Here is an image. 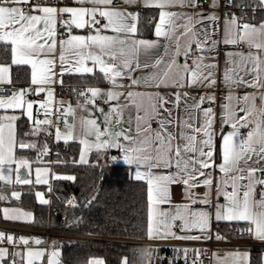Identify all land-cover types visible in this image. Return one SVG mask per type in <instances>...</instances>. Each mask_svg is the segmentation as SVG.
<instances>
[{
  "label": "snow or ice",
  "instance_id": "snow-or-ice-1",
  "mask_svg": "<svg viewBox=\"0 0 264 264\" xmlns=\"http://www.w3.org/2000/svg\"><path fill=\"white\" fill-rule=\"evenodd\" d=\"M80 7L42 6L39 3H32V0H0V44L5 47L10 46L11 64L16 66L27 65L31 68V85L34 89H21L11 96H0V110L4 114L0 115V182L4 184H30L31 165L26 158L16 157L15 150L37 149L36 143L18 142L16 139L17 115H9L8 110H21L32 121V135H39L41 131H47L45 126H55L53 119V89L50 87L56 83V53L59 49L58 60L61 66L60 75L68 74H92L94 69H98L104 78L113 86V89L124 87L118 83V78L127 77L132 85L138 81L132 78V72L136 69H153L151 75L145 78V82L155 83L157 86L163 84L167 86L171 74L175 70L174 86L183 87L181 83L185 78L189 86L204 84L212 86L216 84L215 74L212 69L215 64H204L205 57L198 56L194 61V67H190L187 59L183 65H178L176 57L181 54L188 57L193 52L192 45L195 44L196 51L204 52L209 44V35L204 33L203 38L200 33L194 30L195 24L200 19L194 15L179 14L168 9L174 6L195 7L196 0H143L146 7H156L160 9L159 21L155 25V36L157 40L137 39L138 14L127 12L112 7L113 0H76ZM128 3H135L136 0H126ZM90 4L91 7L84 5ZM261 8H264V0H258ZM19 5H28L33 13L26 14L24 8ZM65 14L68 19H61ZM102 18L106 23L101 24ZM215 20V15L208 17ZM178 20H184L178 24ZM67 30L66 39H57V24ZM99 26V27H97ZM85 29L90 31L87 35H75L72 29ZM110 30L113 34H104ZM191 33L189 41L183 45L180 43L182 36ZM159 38L169 41V46H165L164 56H160L156 50L159 47ZM217 42L211 41L214 46ZM223 43L226 45H238L245 43L249 51L229 52L226 55L230 58L226 62L223 73L224 82L230 88L232 85H247L253 88H264V23L259 26L250 23H241L233 15L225 24V36ZM174 45V50L171 46ZM253 49L255 51H253ZM212 49L209 48V51ZM91 61V66H89ZM10 67L0 65V83L10 84ZM251 76V79H246ZM32 91L36 95L46 93L47 99L40 102L28 101L27 94ZM91 96L85 92L79 93L84 96L86 103L94 104L101 90L91 88L87 90ZM105 103L117 101L118 103L109 109L105 114V127L103 129L97 124L95 119H79V128L83 138H79V143L83 146L79 155V163L87 164L89 153H97L110 148L120 149L124 155L123 160L128 165H135V179L143 181L147 185V236L149 239L156 237L175 236L171 231L176 220H181L182 231L198 229L205 233L210 226V214L206 210H189L187 206L181 210L177 206V213L170 215L169 212L161 210L160 206L170 203L169 187L173 183H182L188 190L191 203L209 204L211 186L213 180L211 173L206 172L215 165L214 130L215 113L211 107L201 109L205 97H201L198 102H194L185 109L187 118L180 121V131L173 133L168 131V125L174 123L172 119L160 118V130L152 132L149 120L159 117V111L167 101L159 94L147 95L148 107L143 108L138 103L145 94L128 91L126 94L118 90H109L104 94ZM127 96L137 111L144 110L143 117L136 118V135L132 136L124 131L113 133L110 129L112 118L120 123L123 111L129 105L120 103L121 97ZM184 96L187 93L183 94ZM181 94H176V103L179 104ZM209 101H214V96H208ZM229 103L223 105L224 113L221 125L227 124L231 130L222 132V163L217 165L223 178L217 184V196L222 195L225 203L216 205L215 220L226 222L244 221L249 224L246 231L256 239L264 241V191L260 193V199H256V186L264 185V179H257L258 171L264 173V169L255 167L264 161V93H260L262 107L257 109L255 100L256 94L242 97L240 111L243 116H237L235 108L232 106V96L226 98ZM34 103H38L37 112L43 110L44 119L33 118ZM77 107H84L78 103ZM63 108V112H60ZM103 111V109H100ZM171 117V112L164 109ZM202 112V120L199 126L196 124V116L193 112ZM59 115L57 120L63 118L66 132H61L56 127L55 139L57 142L63 140L67 143L77 139L73 136L75 124H69L68 118L75 121V109L69 104L64 107V102L56 109ZM254 125L251 131L242 135L241 128ZM94 136V140L87 137ZM107 137V139H104ZM121 138L124 142L121 143ZM154 147L153 145L157 144ZM41 156L48 154L47 145L42 150H38ZM12 165H15L13 169ZM176 168V172L162 174L154 171L160 168ZM25 170L22 172L21 170ZM47 167H37L35 169V183L47 184ZM13 173L15 180L13 181ZM204 177L203 180L200 178ZM55 179L74 180L73 176L55 175ZM205 186L209 189L204 194V198L197 200L192 189ZM231 188V191L228 189ZM12 197L19 199L20 192L13 191ZM40 204L47 205L49 200L44 199L41 193H36ZM0 199H5L0 195ZM93 200L95 197L92 198ZM92 201H88L90 204ZM68 205L76 206L73 199L67 201ZM4 219L24 220L31 223L33 214L21 209H3ZM177 239L199 240L201 236H177ZM217 240L222 239L216 236ZM7 240L8 244H22L25 246L24 252L9 253L7 248L0 247V264L11 255V264H17L16 257H20L23 264H38L45 256L43 248L27 247L30 239L19 237L17 240L13 235H5L0 232V243ZM32 243L42 245L44 241L39 238H32ZM48 253V264H60V251L55 249ZM187 249L184 250L187 255ZM197 253L199 250H196ZM150 256L151 253H148ZM89 264H104L101 259H90ZM127 264V259L123 261ZM221 264H250L249 253L233 252L229 253Z\"/></svg>",
  "mask_w": 264,
  "mask_h": 264
},
{
  "label": "crops",
  "instance_id": "crops-1",
  "mask_svg": "<svg viewBox=\"0 0 264 264\" xmlns=\"http://www.w3.org/2000/svg\"><path fill=\"white\" fill-rule=\"evenodd\" d=\"M232 1V0H230ZM199 0H196V6L195 7H189L184 6L181 7L179 5L174 6L169 11H173L179 14H186V15H194L197 16L198 19H200L199 23L195 24L194 30L198 31L200 33V37L203 38V35L205 32L209 35V44L207 47H205L204 52L196 51L195 44L192 45L193 52L189 54V56L186 58L183 54L176 57V62L178 65H183L185 63V60L187 59V62L190 67H194L193 61L198 57L203 55L205 57L203 63L204 64H215L216 68L212 69V71L215 74L216 84L212 86H205L204 84H197V85H191L189 86L187 82V78H185L181 83L184 84L183 87L180 86H174L172 81L175 79V70L171 74V78L167 84V86L161 84L157 86L155 83L152 82H145V78L151 75V72L154 71L153 69H145L140 68L136 69L134 72H132V78L136 79L138 83L136 85H132L131 80L127 77L124 78H118V83L124 85V87L113 89V86L104 78L103 74V83H97V84H88L85 86V88L80 90L81 92H85L87 96H91V93L88 92V89L91 88H98L101 90V95L98 96L95 100L94 104L86 103L84 96H81L78 100H72L69 96L61 95L59 91V86L62 84L64 76L65 75H71L68 73H65L63 76L60 75L61 66L59 64L58 55H59V49L57 50L56 58H57V64L55 68L56 72V83L52 84L50 87L53 89V107L54 105L60 106V102H64V107H67L69 104L72 105V107L75 109V121L72 117L68 118L69 124H75V127L73 129V136H77V139H73L70 141H78L79 138H83L82 135H78L81 133V129L79 128V119L83 117L84 119H95L97 124L100 126L101 129L105 127V114L109 112V109L113 106H115L118 102L117 101H109L108 103H105L106 96L104 95L109 90H118L121 92H124L125 94L128 91L136 92V93H142L145 94V97L142 100L138 99V103L142 104L143 108H147L149 101L147 99V95H155L159 94L162 96L167 103L164 104L163 108L159 111V117H153L149 120L150 127L152 132H156L160 130V118H168L172 119L174 121L173 124L168 125V131L173 133H178L180 131V121L187 118V113L185 112V109L189 106H191L194 102H198L201 97H205L204 103L200 106L201 109L209 108L211 107L215 113V119H214V130L216 133L215 139H214V145H215V154H214V160L215 165L212 169L205 170L206 172L211 173V178L213 180V184L211 186V195H210V203L205 205L201 204L199 202L197 203H191L188 196V190L185 185L182 183H173L169 187V193H170V203H165L160 206L161 210L167 211L170 213V215H175L177 213V206H180L181 210L184 209L185 206L189 208V210H206L210 214V226L209 229L205 233H201L198 229H192L191 231H182V225L176 226L173 224L171 231L175 233V236L168 235L166 237H156L153 239H147V242L154 246H169L172 248H176L177 252L180 254V256L184 259L183 264H203L201 261V254L204 253L205 248L207 247V242L212 238V232L211 229L214 226H217L216 222H226V221H216L215 220V211H216V205L224 204L225 200L222 195L219 197L217 196V184L219 181L222 180L223 174L219 171L217 165L222 163V132L227 133L231 130L230 126L225 124L221 125L222 116L224 113L223 105L228 104L229 101L226 99L229 95L232 96V106L235 108L237 116H243L244 113L240 111V107L242 104V97L245 95H251L253 93L256 94V100L255 104L257 109L262 107V102L260 99V93H264V88H253L249 87L246 84L245 85H232L230 88L227 86L224 82L223 73L226 66V62L230 59L226 54L229 52H243L247 54L249 51L248 46L245 43H240L244 45V48L238 49L237 46L240 45H226L223 43L224 36H225V24L227 20H230L231 17L228 16L227 12L221 11L219 9V6L221 4V0H210V8L208 9H198L197 4ZM32 3H39L42 6H52L56 8H62V7H80L81 5L76 2V0H68L66 2L62 1H54V2H37L35 0H32ZM28 6V5H27ZM86 7H91L90 4L84 5ZM20 7V5H19ZM112 7H115L120 10H124L131 13L138 14V32L136 34L137 39H146V40H157L158 38L155 36V25L159 21V12L160 9L156 7H146L143 3V0H136L135 3H128L126 0H113ZM143 9H152L156 13V20L153 27V33L151 35L143 36L139 33V16ZM26 14H39V13H33L30 10V6H28V11ZM215 15V20L208 19L209 16ZM237 18L238 15L234 14ZM99 17H97L98 19ZM64 19H68V15H64ZM152 17H149V20H151ZM184 20H178V24L184 23ZM103 23H106L104 20ZM102 23V24H103ZM243 23H250L256 26H259L261 23H264V19L256 22L253 19H246ZM89 29H76L73 27L72 33L75 35H87L89 33ZM104 34L112 35L113 33L110 30H106ZM67 38V30L63 27H58L57 24V39H66ZM191 38V33H189L186 36H182L180 39L181 45L187 43L189 39ZM211 41H216L217 43L213 46L211 44ZM165 46H169V41L164 38H159V47L156 50L159 52L160 56H164V49ZM172 50H174V45L171 46ZM209 48L212 50L209 51ZM253 51H255L253 49ZM89 66H91V61L88 62ZM0 65H6L10 67V79L11 83H19L23 85V89H34L35 86L31 85V68L27 65L22 66H16L11 64V54H10V46L5 47L3 44H0ZM16 69V70H15ZM100 73L98 69H94V73ZM92 73V74H94ZM77 75H87V74H77ZM246 79H251V76L247 77ZM181 94V99L179 104L176 103V94ZM187 93L186 96L183 94ZM30 95V96H29ZM208 96H214V101H209L207 99ZM26 99L28 101L33 102H40L47 99L46 93H41L40 95L34 94V92L30 91ZM98 99L103 100V104H98L96 101ZM78 103L80 105H84V107H77ZM120 103H127L129 106L126 107L122 114L121 122L118 124L115 122V117L112 118V123L110 125V129L113 133L124 131L126 133H129L132 136L136 135V118L137 116L143 117L145 115L144 110L137 111V108L131 104L127 96L121 97ZM39 107L38 103H34L33 107V118L36 119V111ZM100 109H103V111H100ZM164 109H168L171 112V117L168 116V112L164 111ZM3 110H0V115H3ZM9 115H17L19 119L16 121V139L18 142L23 141L25 143H36L37 139H33L30 137H23L19 135V121L23 119V122L25 124H28L29 127H31V132L33 128L32 121H29L27 119V116L23 114L21 110H8ZM193 115L196 116V124L199 126V123L202 120V112H193ZM61 132H66L67 129L65 128V124L59 128ZM244 128L240 129V132ZM89 140H94V136L87 137ZM104 139H107V137H104ZM63 141V140H61ZM69 142V141H68ZM121 143H127L124 142L121 138ZM154 147L158 146L157 144L153 145ZM82 145L79 143V153L78 158L82 149ZM18 148V147H17ZM17 148L15 150V156L16 157H22L26 158L30 165H31V174L29 175V179H31L35 183V169L37 167H41V165L46 166L50 171L48 173L47 179L48 183L44 184H38L42 185V187L37 191V193H41L43 195L44 199L49 200L48 198V192L50 190L51 183H53V179L55 176L54 169L47 163L42 161H37L29 159L27 156L24 155H17ZM92 152L89 153L88 157L90 159ZM124 153L117 148H110L105 151L101 152V160H107L111 163H125L123 160ZM133 166V175L135 177L134 168ZM13 169H15V165H12ZM255 167L264 169V161H261L259 164H256ZM42 168V167H41ZM23 170V169H22ZM21 170V171H22ZM154 171L162 173V174H168V173H174L176 172V168L173 166L171 168H160V169H154ZM257 179H264V173L258 171L256 174ZM201 180L204 179V177L200 178ZM15 180V173H13V181ZM3 183V182H2ZM4 184V183H3ZM14 184V183H12ZM5 185H11V184H5ZM259 186V194L256 193V199H260V193L261 191H264V185H258ZM209 189L203 185L196 187L191 190L192 193L195 194V198L197 200L203 199L204 194L208 192ZM228 191H231V188L228 189ZM20 192V191H17ZM21 209L25 212H31L28 210H25L18 206L13 205H5L3 206V209ZM2 209V210H3ZM32 213V212H31ZM33 214V213H32ZM4 217V214H3ZM34 218V215H33ZM6 220V219H5ZM5 222L9 223H18V224H30L28 222H25L24 220H6ZM235 222V221H233ZM183 223V222H182ZM238 223L245 224L247 228L249 227V224L244 221H240ZM218 227V226H217ZM0 232L5 233V235H13L17 240L19 237L23 236L26 238H29L31 233L20 231V230H13V229H5L0 227ZM201 236L202 238L199 240H188V239H177V236ZM28 236V237H27ZM39 239L44 241L42 245H35L32 243V245H29L27 247L36 249V248H43L45 250V253L47 254L49 247L51 246V243L44 240L42 237L43 235H37ZM222 239L228 240V237L222 236ZM235 239L236 238H230ZM237 241H240L242 243H245V246H217L211 253V264H221V261L229 254L233 252H247L249 253L250 257V264L252 260V252L250 250V245H262L261 251L259 252V261L260 264H264V241H260L256 239L252 234L248 233L246 237L240 238ZM247 245V246H246ZM0 247L7 248L9 250V253L13 252H24L25 246L22 244H8L5 241L3 243H0ZM60 249V248H59ZM187 249V255H185L184 250ZM196 250H199L197 253ZM46 254L42 258V260L46 261ZM11 255H9L8 258H10ZM60 257H61V250H60ZM41 260V261H42ZM12 261V259H11ZM17 264H23L20 257H16ZM40 262V261H39ZM173 262V261H172ZM61 263V262H60Z\"/></svg>",
  "mask_w": 264,
  "mask_h": 264
},
{
  "label": "trees",
  "instance_id": "trees-1",
  "mask_svg": "<svg viewBox=\"0 0 264 264\" xmlns=\"http://www.w3.org/2000/svg\"><path fill=\"white\" fill-rule=\"evenodd\" d=\"M54 2L61 0H42ZM68 1V0H66ZM238 7L241 3L247 6L258 4V0H232ZM259 5V4H258ZM240 14V11H237ZM149 17H152L149 20ZM248 19L258 22L264 19V8L260 6L250 11ZM156 20L152 9H143L139 16V33L151 35ZM16 70V69H15ZM101 73L87 75H65L59 86L61 95L72 100L80 99V89L88 84L103 83ZM76 88V89H75ZM47 127V126H45ZM19 135L37 139V149H19L17 155L37 160L40 147L50 143L47 131L39 135L31 134V127L19 121ZM62 144L64 141H60ZM68 149H61L54 157V173L60 176H73L74 180L53 179L51 203L42 205L37 199V191L42 187L36 183L3 185L0 182V222H5L3 206L13 205L31 211L34 215L29 224L36 227H50L71 234L53 235L50 243L61 250L64 264H89L93 257L100 256L105 264H141L140 254L147 252L145 264H183L184 259L176 248L154 246L147 242V185L137 181L133 175V166L127 163H111L101 160V152H92L87 164L78 161L79 142L69 141ZM47 159V156H42ZM13 191H20L19 199L12 197ZM95 197L93 200L92 198ZM76 206L68 205L73 199ZM92 201L90 204L88 201ZM228 238L238 237L242 232L246 237L247 226L238 222H216ZM80 235V236H78ZM251 264H260L261 247H251ZM7 258L4 264H11ZM173 261V262H172ZM38 264H46L45 260Z\"/></svg>",
  "mask_w": 264,
  "mask_h": 264
},
{
  "label": "built area",
  "instance_id": "built-area-1",
  "mask_svg": "<svg viewBox=\"0 0 264 264\" xmlns=\"http://www.w3.org/2000/svg\"><path fill=\"white\" fill-rule=\"evenodd\" d=\"M37 2H45L42 0H35ZM62 2H66V0H61ZM20 7L24 8L25 12L28 11V6L27 5H20ZM259 7L258 4L252 5V6H247L244 2L241 3L238 7H236V5L230 1V0H221V4L219 6V9L221 11H225L227 12L229 17H232L234 14H237V11H240V14L238 15V19L240 20L241 23H243L246 19H248L249 13L250 11H255L257 8ZM197 8L198 9H208L210 8V0H199L198 4H197ZM64 19V16L61 18ZM101 20V24L103 23V19L102 18H98ZM58 27H62L58 21ZM99 27V26H97ZM238 49H242L244 48L243 44H240L237 46ZM23 89V85L19 84V83H15L12 82L10 84H4V83H0V96L2 97H8L11 96L14 92H17L19 90ZM76 89V88H75ZM81 90V89H80ZM30 96V95H29ZM98 104H103V100L98 99L96 101ZM58 105H54L53 107V116L51 117L53 119L54 125L55 126H47V133L50 136V143L47 145L49 151L47 155V159H42L40 158V161L42 162H47L52 168L54 165V157L55 155L61 150H67L68 149V143H61L60 141L57 142L55 139V133H56V127L61 128L64 125V120L63 118H61L60 120L56 119V116L59 115V113L56 112V109L58 108ZM38 109V108H37ZM60 112H63V108H60ZM36 115L37 118L39 119H44V115H43V110H40V112L36 111ZM254 127V125H249L247 128H244L241 131L242 135H246L248 131H251L252 128ZM43 147H40L38 150H42ZM38 155H40L39 151H37V157ZM42 157V156H41ZM51 191H52V183L50 186V190L48 192V198H49V204L51 203ZM255 192L257 194H259V186H256ZM174 224L178 227L182 225V221L181 220H176L174 222ZM0 227L5 228V229H13V230H20V231H24V232H28L31 233L29 239H30V243L29 245H32V238H36L37 235L42 234L44 237V240L46 241V243L50 242L51 236L53 235H69L71 233L63 231V230H59V229H53L50 227H36V226H32V225H27V224H18V223H9V222H0ZM212 232V238L207 242V247L204 250V253L201 254V261L203 264H211V258L210 255L212 253V251L217 247V246H245V243H242L240 241H237L240 238H243V233L239 232L238 233V237H236L235 239H230L228 238V240H224V239H220L217 240L216 236H223L224 233L222 231L221 228L214 226L211 229ZM80 236V235H78ZM5 242L7 243V240H5ZM28 245V246H29ZM247 246V245H246ZM250 247H261L262 245H250ZM62 264V263H60Z\"/></svg>",
  "mask_w": 264,
  "mask_h": 264
},
{
  "label": "rangeland",
  "instance_id": "rangeland-1",
  "mask_svg": "<svg viewBox=\"0 0 264 264\" xmlns=\"http://www.w3.org/2000/svg\"><path fill=\"white\" fill-rule=\"evenodd\" d=\"M64 124H65V123H64ZM87 159H88V161H89V157H87ZM78 161H79V158H78ZM41 167H42V168H45L46 166L41 165ZM3 185H5V184H3ZM27 225H28V224H27ZM40 235H42V234H40ZM27 237H28V236H27ZM37 237H38V236H36V238H37ZM42 237H44V236H42ZM55 249L60 251V249H59L57 246H55ZM52 250H53V246H50L49 249H48V252H47V254H46V257H45V258H46V264H48V258H49V257H48V253H50ZM94 258H95V259H101V260H103V258L100 257V256L93 257L92 259H94ZM58 259H59V261L62 263V260H61V257H60V256H59ZM124 260H125V259H124ZM124 260H123V261H124ZM103 261H104V260H103ZM123 261L121 262V264H123ZM62 264H64V263H62ZM104 264H105V262H104Z\"/></svg>",
  "mask_w": 264,
  "mask_h": 264
},
{
  "label": "clouds",
  "instance_id": "clouds-1",
  "mask_svg": "<svg viewBox=\"0 0 264 264\" xmlns=\"http://www.w3.org/2000/svg\"><path fill=\"white\" fill-rule=\"evenodd\" d=\"M147 256H148V253L147 252H144V253H141L140 254L139 259L141 261V264H145Z\"/></svg>",
  "mask_w": 264,
  "mask_h": 264
},
{
  "label": "water",
  "instance_id": "water-1",
  "mask_svg": "<svg viewBox=\"0 0 264 264\" xmlns=\"http://www.w3.org/2000/svg\"><path fill=\"white\" fill-rule=\"evenodd\" d=\"M25 170H22V172H24Z\"/></svg>",
  "mask_w": 264,
  "mask_h": 264
}]
</instances>
